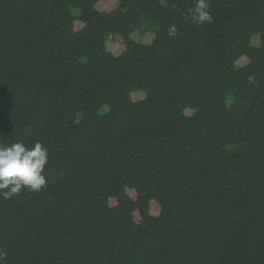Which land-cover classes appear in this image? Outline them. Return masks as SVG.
I'll list each match as a JSON object with an SVG mask.
<instances>
[{"label":"trees","instance_id":"16d2710c","mask_svg":"<svg viewBox=\"0 0 264 264\" xmlns=\"http://www.w3.org/2000/svg\"><path fill=\"white\" fill-rule=\"evenodd\" d=\"M116 1L0 0V144L49 156L4 264H264V0Z\"/></svg>","mask_w":264,"mask_h":264},{"label":"clouds","instance_id":"9594fccd","mask_svg":"<svg viewBox=\"0 0 264 264\" xmlns=\"http://www.w3.org/2000/svg\"><path fill=\"white\" fill-rule=\"evenodd\" d=\"M164 5L166 0H160ZM209 0H196L194 9L190 10L192 19L200 25L212 23L214 17L209 11ZM175 26L169 30L174 34ZM49 162L47 149L42 142H34L33 147L26 146L22 141L11 145L0 144V197L11 199L23 190L40 192L47 185L44 175ZM5 253L0 251V264H4Z\"/></svg>","mask_w":264,"mask_h":264},{"label":"rangeland","instance_id":"374dc122","mask_svg":"<svg viewBox=\"0 0 264 264\" xmlns=\"http://www.w3.org/2000/svg\"><path fill=\"white\" fill-rule=\"evenodd\" d=\"M117 5H118V1L116 0H104L102 7L104 8L106 12L110 13L117 7ZM76 11L77 13H80L78 10ZM78 23H80V21L77 22L75 31H78L82 28V25ZM156 34H157V31L153 30L147 36H136V39L138 42L149 43ZM252 41L255 46H258L260 44V35H255ZM107 49L115 56H120L125 51L123 40L121 38H115L114 36H110L107 41ZM247 63H248V59L247 57H244L241 60H239L238 66H243ZM145 97L146 96L144 92H134L132 94V98L134 101L143 100L145 99ZM108 109H109L108 106H104L100 110V113L104 114L108 111ZM192 113H193L192 111L187 112L188 115H191Z\"/></svg>","mask_w":264,"mask_h":264}]
</instances>
